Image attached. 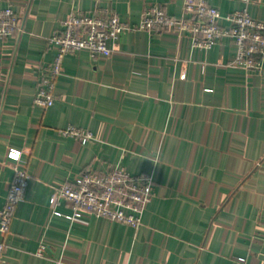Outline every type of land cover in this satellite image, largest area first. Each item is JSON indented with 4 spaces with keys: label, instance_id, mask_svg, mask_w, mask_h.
Returning <instances> with one entry per match:
<instances>
[{
    "label": "crops",
    "instance_id": "1",
    "mask_svg": "<svg viewBox=\"0 0 264 264\" xmlns=\"http://www.w3.org/2000/svg\"><path fill=\"white\" fill-rule=\"evenodd\" d=\"M184 1L0 0L24 24L0 42V210L15 174L10 149L30 174L3 264H264V72L233 65L230 37L204 49L175 32L120 35L110 58L68 54L55 105L34 104L57 53L49 38L71 15L110 10L139 25L147 7L179 17ZM208 1L223 16L247 9L264 21V0ZM71 126L94 139L62 136ZM114 166L154 180L140 229L52 216L68 174Z\"/></svg>",
    "mask_w": 264,
    "mask_h": 264
},
{
    "label": "built area",
    "instance_id": "2",
    "mask_svg": "<svg viewBox=\"0 0 264 264\" xmlns=\"http://www.w3.org/2000/svg\"><path fill=\"white\" fill-rule=\"evenodd\" d=\"M243 1L248 3L250 0ZM223 20L228 22L227 27L221 25ZM23 25V18L12 6L5 7L0 11V42L23 32ZM134 31L175 32L180 37L192 38L195 47L204 49H211L230 37L236 48L233 65L247 72H264V21L254 18L247 9L223 16L208 0H185L181 16L168 15L162 8L150 6L145 9L139 25L121 20L110 10L92 16L78 13L71 15L61 31L49 38L50 46L57 47V53L51 65L41 68L34 104L43 109L55 105L56 82L64 73V60L68 54L87 50L94 59L110 58L119 36ZM60 133L82 143L94 139L90 131L73 126ZM22 155L23 151L18 149L8 152L9 158L15 162V174L6 204L0 210V264L4 263L12 223L28 191L30 174L22 164ZM154 196L155 184L151 176L132 175L126 168L114 166L106 173L88 170L68 174L52 194L49 206L52 216L65 217L71 222H81L87 214H92L98 219H110L140 229L143 215ZM62 206H66L70 214L62 213ZM43 251L44 248L40 254Z\"/></svg>",
    "mask_w": 264,
    "mask_h": 264
},
{
    "label": "trees",
    "instance_id": "3",
    "mask_svg": "<svg viewBox=\"0 0 264 264\" xmlns=\"http://www.w3.org/2000/svg\"><path fill=\"white\" fill-rule=\"evenodd\" d=\"M144 216V215H143Z\"/></svg>",
    "mask_w": 264,
    "mask_h": 264
}]
</instances>
